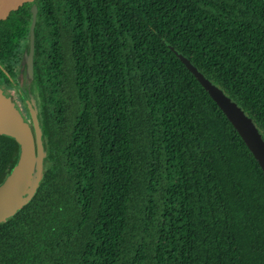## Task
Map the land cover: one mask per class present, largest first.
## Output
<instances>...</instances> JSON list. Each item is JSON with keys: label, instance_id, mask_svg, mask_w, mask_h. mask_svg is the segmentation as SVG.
Listing matches in <instances>:
<instances>
[{"label": "trees", "instance_id": "1", "mask_svg": "<svg viewBox=\"0 0 264 264\" xmlns=\"http://www.w3.org/2000/svg\"><path fill=\"white\" fill-rule=\"evenodd\" d=\"M35 2L44 173L0 264H264V174L180 59L264 140V0ZM29 17L0 21V57ZM18 155L0 134V184Z\"/></svg>", "mask_w": 264, "mask_h": 264}, {"label": "water", "instance_id": "2", "mask_svg": "<svg viewBox=\"0 0 264 264\" xmlns=\"http://www.w3.org/2000/svg\"><path fill=\"white\" fill-rule=\"evenodd\" d=\"M22 5H27L30 14L27 51L23 56L25 77L32 86L26 92L29 123L21 116L16 105L0 91V134L14 138L19 144L18 160L0 184V223L13 217L34 197L42 181L46 157L32 85L34 30L38 15L35 0H0V21L17 12ZM180 59L236 130L264 174V140L251 119L218 87L205 79L187 59Z\"/></svg>", "mask_w": 264, "mask_h": 264}, {"label": "flooded vegetation", "instance_id": "3", "mask_svg": "<svg viewBox=\"0 0 264 264\" xmlns=\"http://www.w3.org/2000/svg\"><path fill=\"white\" fill-rule=\"evenodd\" d=\"M27 41L28 36L26 44L22 47L21 55L18 52L17 54H11L8 57H0V70H4L6 68L7 72L9 73V75L7 76V80L0 75V91L5 94L9 98V100L16 105L17 110L19 111L21 116L27 121V123H29V118L26 111V100H28L26 92L32 86H30V83L26 80L25 68L23 64V56H25V53L27 51ZM18 48H20V46ZM32 85L33 95L37 105V94L34 90V63Z\"/></svg>", "mask_w": 264, "mask_h": 264}, {"label": "rangeland", "instance_id": "4", "mask_svg": "<svg viewBox=\"0 0 264 264\" xmlns=\"http://www.w3.org/2000/svg\"><path fill=\"white\" fill-rule=\"evenodd\" d=\"M19 54L21 55V50H20Z\"/></svg>", "mask_w": 264, "mask_h": 264}]
</instances>
